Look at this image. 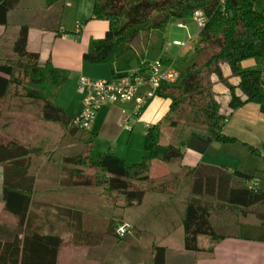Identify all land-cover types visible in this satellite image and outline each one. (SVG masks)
Listing matches in <instances>:
<instances>
[{
	"label": "trees",
	"instance_id": "obj_1",
	"mask_svg": "<svg viewBox=\"0 0 264 264\" xmlns=\"http://www.w3.org/2000/svg\"><path fill=\"white\" fill-rule=\"evenodd\" d=\"M14 1L0 0V23H7L6 13ZM55 5L62 13L64 0ZM196 10L202 12L204 21L198 31L195 53L190 58L183 54L176 60L164 59L179 69V76L174 81H161L156 90V95L167 98L169 104L165 120L147 125L145 154L140 160L127 162L113 151L93 150L94 133L73 124L75 116H70L53 100L56 89L68 79V69L55 65L50 57L41 60L38 51L27 47V23L17 25L13 33L0 37V120L6 99L39 100L40 118L56 121L66 128L64 143L87 139L85 147L82 145L61 155L62 171L67 178L63 182L69 186H103L115 190L126 204H131L142 200L145 183L188 181L183 186L182 199L184 246L210 255L215 242L229 235L239 233L264 240V187L250 184L255 173L240 169L229 171L207 163L193 167L182 164L183 147L192 134H203L221 143L234 142L237 138L223 130L227 119L241 104L264 99L262 70L241 66L243 59L264 58V8L258 9L255 0H93L92 16L107 20L108 27L102 36L93 39L92 47L82 53V59L95 64L111 63V77L123 76L139 56L136 42L141 31L193 15ZM53 29L62 32L58 25ZM224 64H228L229 74ZM215 78L229 94L228 111L221 109ZM247 147L256 150L252 145L247 144ZM35 150L17 136L0 132L1 197L4 208L16 215L15 222L0 220V264L57 262L59 231L29 229L27 214L37 170V164L31 160ZM154 158L169 164L167 174L150 175ZM223 210L251 214L258 225L240 223V231L245 230L243 234L239 230H219L215 221H219L217 215ZM70 230L73 243L78 242L76 228ZM203 236L208 238V244L202 243ZM154 248L155 262L164 263L165 246Z\"/></svg>",
	"mask_w": 264,
	"mask_h": 264
},
{
	"label": "crops",
	"instance_id": "obj_2",
	"mask_svg": "<svg viewBox=\"0 0 264 264\" xmlns=\"http://www.w3.org/2000/svg\"><path fill=\"white\" fill-rule=\"evenodd\" d=\"M57 1L15 0L6 13L7 23H0V37L7 32L13 33L17 25L27 23V47L38 51L41 60L50 57L55 65L68 69L67 82L73 78L77 83L82 74L94 78L111 77V63L95 64L82 59V53L92 47L93 39L102 36L108 27L107 20L92 16L93 0H64L62 13L57 10ZM76 20L81 21L78 34H75ZM56 25L62 32L53 29ZM241 66L263 69L261 88L264 92V58L243 59ZM20 98L6 99L3 105L10 107L12 100ZM102 107L110 111L106 116L114 117L120 125L123 109L128 117L133 111L130 103H107ZM17 118L14 112L4 113L0 132L6 136L15 135L36 149L31 159L37 164V170L27 214L29 229L59 231L56 264H157L154 258L156 245L165 246V262L162 264H264V240L241 236L238 232L216 241L210 255L185 248L182 199L185 196L183 186L188 181L183 184L179 180L154 185L145 183L142 200L131 204H126L115 190L103 186H69L63 182L67 178L62 171V157H46L40 153L46 138L36 136L35 126L43 120L38 119V114L31 120L23 118L18 121ZM11 124L16 129L11 130ZM223 130L237 140L221 143L194 133L183 147L182 164L193 167L207 163L229 171L240 169L255 173L254 180L260 185L264 181V99L248 101L235 108ZM35 141L41 143L35 144ZM247 144L256 150H250ZM257 150L259 154H256ZM1 166L0 220L15 222L16 215L4 208L1 197ZM149 171L152 177L163 176L169 172V164L154 158ZM224 212L226 210L219 211V220ZM123 220L129 221L132 227L126 234L119 235L117 224ZM250 222L258 225L254 219ZM71 227L76 228V243L72 241ZM240 232L243 234L245 230ZM201 241L204 244L209 242L204 236Z\"/></svg>",
	"mask_w": 264,
	"mask_h": 264
},
{
	"label": "rangeland",
	"instance_id": "obj_3",
	"mask_svg": "<svg viewBox=\"0 0 264 264\" xmlns=\"http://www.w3.org/2000/svg\"><path fill=\"white\" fill-rule=\"evenodd\" d=\"M255 5L258 9L264 8V0H255ZM182 22V26L178 25ZM174 39L186 43L184 46L173 43ZM198 24L193 15L182 19H173L165 25L149 30L141 31L136 42V49L139 56L133 62H139L143 59H161L164 61L166 57L176 60L183 54H188L189 58L195 53V44L198 42ZM200 57V55H199ZM225 71L229 74L228 64H224ZM262 69V68H260ZM263 70V69H262ZM236 79V76H232ZM215 89L218 92L217 97L221 102V109L228 111L229 94L223 84L215 78ZM225 91V92H224ZM85 93L78 88L76 81L70 79L58 87L53 100L62 105L70 116H76L80 113L83 105V97ZM13 101V102H12ZM10 107L3 105L2 114L15 113L18 119L31 120L38 114L40 119V101L30 100L21 97L19 100H12ZM168 108V99L156 95L152 98L150 103L144 106L140 112H130L128 123L120 125L110 115L106 116L110 111L102 107L96 111L95 119L90 130L94 133L93 150L104 151L110 150L121 156L127 162L138 161L145 154L143 148L145 133L147 131V124H153L157 120H165V113ZM12 110V112H10ZM22 117V118H21ZM4 120V118H3ZM42 122L37 123L35 128L36 136H43L46 138L45 142L41 144L40 153L49 157H60L67 151L75 150L77 147L87 144V139H82L73 143H64V134L66 128L56 121L42 119ZM19 121V120H18ZM122 121V118L120 122ZM11 130L16 129V126L9 127ZM7 129V128H6ZM41 142H36L39 144ZM160 149V146H158ZM256 154H259L258 150ZM64 162H62V165ZM86 171L93 172L94 168H85ZM255 176V175H254ZM255 178V177H254ZM264 187V181L260 185ZM73 187V186H72ZM118 196V195H117ZM74 198V196H73ZM118 198V197H117ZM254 219L253 215H243L242 213L226 211L222 220L215 221L218 224L219 230L236 231L238 230L240 221H251Z\"/></svg>",
	"mask_w": 264,
	"mask_h": 264
},
{
	"label": "built area",
	"instance_id": "obj_4",
	"mask_svg": "<svg viewBox=\"0 0 264 264\" xmlns=\"http://www.w3.org/2000/svg\"><path fill=\"white\" fill-rule=\"evenodd\" d=\"M198 24V31L204 21V16L200 10L193 14ZM80 20H76L79 32ZM182 26V22H178ZM174 44L184 46L186 43L178 39L173 40ZM179 76V69L172 62H164L161 59H143L136 62L129 72L119 77H99L94 78L87 74H82L78 78V88L85 93L83 105L80 113L73 118V124L90 129L95 119L96 111L107 103H130L133 112H140L144 105L156 95V90L161 81H174ZM124 115L122 124L128 123L129 117L123 109ZM149 125V124H147ZM250 184H256L252 180ZM132 225L129 221H121L117 225V233L124 235L130 231Z\"/></svg>",
	"mask_w": 264,
	"mask_h": 264
}]
</instances>
